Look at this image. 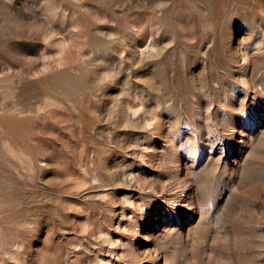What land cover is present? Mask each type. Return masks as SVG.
Masks as SVG:
<instances>
[{"label":"rangeland","instance_id":"obj_1","mask_svg":"<svg viewBox=\"0 0 264 264\" xmlns=\"http://www.w3.org/2000/svg\"><path fill=\"white\" fill-rule=\"evenodd\" d=\"M0 264H264V0H0Z\"/></svg>","mask_w":264,"mask_h":264}]
</instances>
